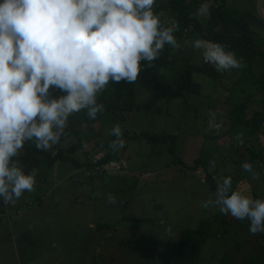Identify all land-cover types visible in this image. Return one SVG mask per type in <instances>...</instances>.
<instances>
[{
  "label": "rangeland",
  "instance_id": "1",
  "mask_svg": "<svg viewBox=\"0 0 264 264\" xmlns=\"http://www.w3.org/2000/svg\"><path fill=\"white\" fill-rule=\"evenodd\" d=\"M225 1L220 3L226 7L234 3L232 8L235 9L242 7L235 0H228V5ZM209 5L211 3L206 4ZM250 8L254 9L252 5ZM199 18L203 33L181 39L175 36L179 47L166 44L156 59L167 60L155 73L160 84L158 88L150 87L148 80L141 79L144 73L141 67L136 80L140 91L137 101L142 105L149 104L147 109L130 117L125 115V119L119 113H98L101 114L100 121L92 128L87 124V110H82L83 117L77 113L74 117L69 116L65 137L57 143L66 149L81 140L85 145L74 157L81 162L95 163L104 156L101 144L112 136L110 131L118 124L122 133L177 134L176 153L170 154L168 145L148 144L144 140L125 141L119 147L120 158L115 161L122 171L96 174L95 169L94 177L84 167L62 162L48 166L43 155L34 153V159L27 165L30 168H25L26 172L36 174L33 191L22 194L14 204H7L9 212L4 216L0 214V264H170L181 230L195 229L199 223L223 215L229 231L222 235L226 227L222 225L214 229L213 234L218 230V235L209 240L201 264H235L263 245L262 233L253 235L249 232V221L223 214L215 205L202 207L201 202L214 199V193L208 183H202L207 180L206 175H195L187 169L193 166L202 148L206 149L205 138L213 130H208L210 111L215 112V123L220 124L225 121L232 103H240L249 97L253 103L248 117L255 111H264V103L260 102L262 96L248 83L264 71V56L261 67L255 68L237 57L242 63L240 69L217 71L213 64H205L203 50L195 49L192 41L197 38L208 41L205 33L209 26V11ZM164 23L173 25L170 20ZM262 47L259 43V50ZM189 64L203 68L205 73H196L193 93L170 102L166 98L175 92V80ZM162 73L166 78L161 77ZM49 91L51 97L66 94L53 88ZM105 92L109 93L108 85L97 94V103ZM251 93L254 94L250 96ZM145 95L152 96L149 102ZM158 108L163 112L154 113ZM73 128L77 129V134L73 133ZM251 130L258 131L257 136ZM251 130H235L230 137L239 135L248 143L255 142L257 137L256 144L264 152V126L255 123ZM218 143L223 146L228 141ZM229 148L226 145L214 152V142L207 147L216 159L217 182L231 177L233 190L264 200V160L253 168L259 173V179L253 180L251 173L235 163L236 156L232 159ZM35 149L32 142H26L14 160L22 167L24 155ZM45 152H51L55 157L58 149L52 147ZM147 172L152 176L145 177ZM109 193L116 198V204L107 202ZM17 209L22 215L17 214ZM130 218L149 221L139 224L127 221ZM98 226L106 228L98 230Z\"/></svg>",
  "mask_w": 264,
  "mask_h": 264
},
{
  "label": "clouds",
  "instance_id": "2",
  "mask_svg": "<svg viewBox=\"0 0 264 264\" xmlns=\"http://www.w3.org/2000/svg\"><path fill=\"white\" fill-rule=\"evenodd\" d=\"M156 0H0V198L14 204L33 191L35 172H26L15 157L26 142L47 151L56 145L69 116L87 110L95 119L105 106L97 94L109 81L132 83L141 72V61L156 60L165 45L178 48L175 24L164 26L154 14ZM201 5L194 14H207ZM204 61L217 71L242 68L234 53L220 43L195 39ZM50 88L65 95L50 96ZM208 130L219 129L216 114L209 112ZM109 144L121 147L122 129L114 125ZM241 141L239 135L235 137ZM210 168L215 161H209ZM242 168L253 180L259 173L252 164ZM202 175V173H201ZM109 204L116 198L109 193ZM215 205L223 214L247 219L249 232L264 233V200L232 189L231 177L217 183Z\"/></svg>",
  "mask_w": 264,
  "mask_h": 264
},
{
  "label": "trees",
  "instance_id": "3",
  "mask_svg": "<svg viewBox=\"0 0 264 264\" xmlns=\"http://www.w3.org/2000/svg\"><path fill=\"white\" fill-rule=\"evenodd\" d=\"M158 2L157 6H153L154 14L158 15L162 25L169 26V24L164 23L168 20L171 22L177 21L181 26V31L176 30L174 36H178L179 39L183 38L182 31L187 28L190 30L191 37H196L198 34L203 33L204 27L202 26L201 20L199 17L194 15L201 5H209V26L206 35L208 41L214 43H220L225 46L226 51H230L235 54L237 58H241L249 67L255 68V66H260L261 58L263 57L262 52L259 50L257 43H255L254 37L252 36L249 28L250 19L240 13L230 10L225 5L221 4L219 0H156ZM166 16L169 18L166 19ZM166 58L161 61L154 60L151 62V66L148 65V62L141 61L142 70L145 73L143 81L154 79L157 82L159 87V82L155 76L156 71L163 67L166 63ZM146 69V70H145ZM196 73H205L203 68H198L194 65L189 64L185 69L183 74L176 78L175 86L177 89L170 97H165L167 100L172 101L181 97H184L187 93H193L192 87L194 85V77ZM164 79V78H163ZM249 87L257 88L262 96L260 102L264 103V71L250 81ZM109 86V93L105 92L102 97L98 99V103H101L105 106V109L102 113L111 112L113 114H120L121 117L125 115L128 117L132 116L139 110L147 109L149 104L142 105V103L137 101L140 91L137 87V83H127L121 81L115 83L109 81L107 84ZM254 93H251L252 96ZM253 102L250 101V97L241 101L240 103H232L231 109L228 111L225 121L220 123L219 129L213 128L212 133L205 138L204 147L206 149L201 150L199 157L194 161L192 167H188L191 171H198L206 175V183L210 185L212 192L214 193L217 186L216 174L219 171L218 167L210 168L209 161L216 160L212 152H209L207 147L210 143L214 142L216 144V149L221 150V147L229 145V150L233 155L236 156V162L238 166L242 168V164L246 161L252 164L253 168L259 161L264 160L263 149L256 144L255 142L248 143L244 138H241V141L235 139V137H230L233 131L235 130H244L253 128V125L262 124L264 126V111H255L253 112L252 117H248V111ZM85 111V110H84ZM162 109H155L154 113H162ZM84 112L82 110L79 112L80 116L83 117ZM87 113V112H86ZM101 114L96 116L95 119H88V125L92 128L94 124L100 121ZM74 126V125H73ZM78 125L76 126V128ZM255 136H257L258 131L251 130ZM73 133L77 134V129L73 128ZM72 133V134H73ZM71 135V134H70ZM115 137L111 136L109 139L105 140L101 144V150L104 152V156L100 158L97 162L86 161L81 162L74 157V155L79 152L85 145L84 142H79L71 146L70 148L60 147L58 144L54 145V149H58L55 157H52L51 152H39L38 149L27 152L22 159V168L25 170L28 164L31 163L34 159L33 154L39 153L38 155H43L46 158L48 166H54L57 162L71 164L77 168H86L90 170V175L94 177L95 169L102 165H106L112 161L119 160L120 150L117 148L113 150L109 147V144ZM123 141H137L144 140L148 144L153 145H168L169 153L175 154L177 150L178 136L174 133H150V132H140V133H122ZM228 141L227 144L220 146L218 142ZM53 151V149H52ZM178 163V162H177ZM37 163L34 164V166ZM179 164H183L179 161ZM24 166V167H23ZM243 169V168H242ZM96 174H105L102 172H96ZM237 190V189H234ZM9 205V204H8ZM6 205L0 200V208H4ZM220 220V221H219ZM247 220V219H245ZM127 221H133L137 223H147L148 219L137 220L136 218L127 219ZM248 221V220H247ZM219 224V225H218ZM222 225L224 230L222 233L225 234L229 230L227 224L225 225V215L218 217L216 219H211L199 223L195 229H184L179 232V243L175 256L173 257L170 264H201L204 249L207 246L209 240L213 237H216L218 230L215 234L213 231L216 227ZM107 226V225H106ZM110 227V226H109ZM106 228L105 226H98V230ZM108 228V227H107ZM217 234V235H216ZM221 234H219L220 236ZM260 240L263 241V245L258 246L256 251L252 253L247 258H240L235 264H264V233L261 234Z\"/></svg>",
  "mask_w": 264,
  "mask_h": 264
},
{
  "label": "crops",
  "instance_id": "4",
  "mask_svg": "<svg viewBox=\"0 0 264 264\" xmlns=\"http://www.w3.org/2000/svg\"><path fill=\"white\" fill-rule=\"evenodd\" d=\"M224 0H219V2H223ZM227 1L228 0H226L225 2L227 3ZM233 2V1H232ZM235 3L237 4V5H239V6H241L242 5V7L241 8H239L238 7V9L236 8H232V5L234 4V3H231V4H229L228 5V3H227V5H228V7L227 8H229L230 10H234V11H236V12H238V13H240L241 15H244V16H246V17H248L250 20H251V23H250V32H251V34H252V36L254 37V40H255V43H257V46L259 47V43L260 44H262L263 45V47L260 49L261 50V52H262V54H263V56H264V21L259 17V15H258V12H257V3H258V0H235ZM157 4H158V2L157 3H155L154 4V6H157ZM253 6L254 7V9H255V11H254V9L252 8H250V6ZM252 24V25H251ZM185 29H187V28H185ZM189 30V29H188ZM189 35H190V30H189ZM188 35V36H189ZM184 37H187V36H184ZM263 50V51H262ZM263 58V57H262ZM259 66V65H258ZM259 67H261V65L259 66ZM144 72V71H143ZM257 71H255V73H256ZM257 74V73H256ZM144 76H145V73H143V77L141 78V79H143L144 78ZM161 77H163V78H166V76H163V73L161 74ZM254 77H256V76H254ZM195 78V77H194ZM195 83H197V82H195ZM150 87H155V86H157V87H155V88H158V83L157 82H155V80L154 79H151V80H149V83H147ZM201 84V83H200ZM195 85V84H194ZM218 93V92H217ZM152 97V96H151ZM151 97H149V96H147V95H145V98H146V102H149L150 100H151ZM261 99V98H260ZM158 100V99H157ZM156 100V101H157ZM171 102V101H170ZM154 103V102H153ZM77 114H79V112L77 113ZM76 115V113H74V114H72L71 116L72 117H74ZM70 116V117H71ZM63 137H65L64 135H62L61 136V138H60V140L61 141H63ZM34 144V143H33ZM187 169H188V167H187ZM189 170V169H188ZM191 173H193V174H201L200 172H198V171H191V170H189ZM148 173V172H147ZM146 173V174H147ZM146 174H145V177H146ZM152 174V173H151ZM147 179V178H146ZM0 200H2V198H0ZM32 206H34V204L32 205ZM29 207H31V205H29ZM7 212H9V208H8V205H6L4 208H0V214H3V216H4V214L5 213H7ZM17 214L20 216V215H22V212H21V210H19V209H17ZM3 238V237H2ZM3 250V249H2Z\"/></svg>",
  "mask_w": 264,
  "mask_h": 264
},
{
  "label": "built area",
  "instance_id": "5",
  "mask_svg": "<svg viewBox=\"0 0 264 264\" xmlns=\"http://www.w3.org/2000/svg\"><path fill=\"white\" fill-rule=\"evenodd\" d=\"M173 24H175L176 30L181 31V26H180V24L177 21H174ZM182 35L183 36H188L189 35V30L188 29H184L182 31ZM204 63L208 64V62H206V61H204ZM121 169H122L121 165L119 163L115 162V161H112V162H110V163H108L106 165H102V166L96 168L97 172H102V173L119 172V171H122ZM149 176H152V174L151 173H147L146 177H149ZM202 183L205 184L206 181L203 180Z\"/></svg>",
  "mask_w": 264,
  "mask_h": 264
},
{
  "label": "water",
  "instance_id": "6",
  "mask_svg": "<svg viewBox=\"0 0 264 264\" xmlns=\"http://www.w3.org/2000/svg\"><path fill=\"white\" fill-rule=\"evenodd\" d=\"M257 12L259 17L264 21V0H258Z\"/></svg>",
  "mask_w": 264,
  "mask_h": 264
}]
</instances>
